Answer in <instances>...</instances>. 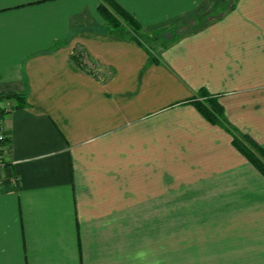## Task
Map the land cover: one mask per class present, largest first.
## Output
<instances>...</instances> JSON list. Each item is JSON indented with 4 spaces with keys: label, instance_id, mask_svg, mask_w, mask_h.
Segmentation results:
<instances>
[{
    "label": "crops",
    "instance_id": "0c3cea01",
    "mask_svg": "<svg viewBox=\"0 0 264 264\" xmlns=\"http://www.w3.org/2000/svg\"><path fill=\"white\" fill-rule=\"evenodd\" d=\"M115 1L142 37L205 4ZM100 4L0 0V264H264V0L161 46Z\"/></svg>",
    "mask_w": 264,
    "mask_h": 264
},
{
    "label": "trees",
    "instance_id": "16d2710c",
    "mask_svg": "<svg viewBox=\"0 0 264 264\" xmlns=\"http://www.w3.org/2000/svg\"><path fill=\"white\" fill-rule=\"evenodd\" d=\"M104 4H100L98 6V11L99 13L104 17V19L107 21V23L113 27V28H120L121 27V21L117 16H119L122 20H125L126 23L131 26L134 32H138L141 28L140 24L138 21L135 19L133 15H131L126 9H124L120 4H118L115 0H103ZM237 0H234V2L229 6V7H224V1L223 0H214L213 5L211 6L212 9H224L220 13L219 16L216 17V20L220 19L223 17L225 14L228 12L232 11L235 8ZM183 22V21H182ZM208 24V23H207ZM205 25V24H204ZM198 26L197 28L190 30L194 31L198 28H201L202 26ZM189 31V32H190ZM82 57L81 50L77 51L73 56L72 59L78 63L82 64V61L80 60ZM153 60H156L155 58ZM16 94H5V95H0V100L3 98H12L16 97ZM198 97L201 98H206L208 100L209 106H204V102L199 103L198 102ZM197 98H193V103L195 106L198 108V110L206 117L208 121H210L213 124L219 125L221 127H224L228 129L231 124H229L223 114V109L221 105L218 103L217 99L213 94H209L207 92L201 91L199 93V96ZM21 99V97H19ZM19 106V105H18ZM234 134H233V139L232 142L233 144L238 148L240 152H242L248 160L253 164V166L264 175V163L260 161L256 155L254 154L253 150L249 148V146L243 142H241L235 135L237 131L234 129ZM238 134V133H237ZM244 136V135H242ZM248 142L253 145V147L256 149L258 153H260L264 157V150L260 147L259 144H257L255 141L252 139L244 136Z\"/></svg>",
    "mask_w": 264,
    "mask_h": 264
},
{
    "label": "rangeland",
    "instance_id": "374dc122",
    "mask_svg": "<svg viewBox=\"0 0 264 264\" xmlns=\"http://www.w3.org/2000/svg\"><path fill=\"white\" fill-rule=\"evenodd\" d=\"M223 1H224V7L226 8L229 7L234 2V0H223ZM213 3H214V0H205L204 6H202V8L198 11L196 15L191 16L190 18L186 19L183 22H177V23L172 24V26L167 28L168 30L164 31V33L154 32L146 37L145 36L142 37L138 32L136 34L137 35L139 34V38H141L146 44L155 45L153 40L157 38L158 39L157 41H159L160 46L162 44L165 45L167 42L171 41L177 34L189 32L190 30H193L197 28L198 26H201L204 24L206 25L207 23H210L216 20V17L219 16L220 13L224 11V9H220V8L212 9L211 6L213 5ZM197 99L199 103L204 102L205 103L203 104L204 106H209L208 100L206 98L198 97ZM235 135L241 142L247 144L249 148L253 150L256 157L264 163V157L256 151L253 145H251V143L248 142L246 138L242 136V134L235 133ZM172 222H174V224L176 223L175 213L172 214Z\"/></svg>",
    "mask_w": 264,
    "mask_h": 264
},
{
    "label": "built area",
    "instance_id": "2783aa9c",
    "mask_svg": "<svg viewBox=\"0 0 264 264\" xmlns=\"http://www.w3.org/2000/svg\"><path fill=\"white\" fill-rule=\"evenodd\" d=\"M5 107V106H4ZM2 124V118L0 117V125ZM8 137L1 132V126H0V166L4 164L3 162V144L7 141Z\"/></svg>",
    "mask_w": 264,
    "mask_h": 264
},
{
    "label": "clouds",
    "instance_id": "9594fccd",
    "mask_svg": "<svg viewBox=\"0 0 264 264\" xmlns=\"http://www.w3.org/2000/svg\"><path fill=\"white\" fill-rule=\"evenodd\" d=\"M145 255H146V253H144V252H139V253L136 254V258L142 260V259L145 257Z\"/></svg>",
    "mask_w": 264,
    "mask_h": 264
}]
</instances>
